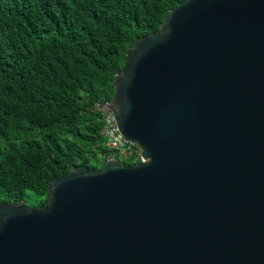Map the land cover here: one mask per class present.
I'll return each instance as SVG.
<instances>
[{"label":"water","instance_id":"obj_1","mask_svg":"<svg viewBox=\"0 0 264 264\" xmlns=\"http://www.w3.org/2000/svg\"><path fill=\"white\" fill-rule=\"evenodd\" d=\"M102 107L143 160L0 202V264H264V0H177Z\"/></svg>","mask_w":264,"mask_h":264},{"label":"trees","instance_id":"obj_2","mask_svg":"<svg viewBox=\"0 0 264 264\" xmlns=\"http://www.w3.org/2000/svg\"><path fill=\"white\" fill-rule=\"evenodd\" d=\"M176 2L0 0V202L37 209L52 178L103 166L95 104L111 99L129 47Z\"/></svg>","mask_w":264,"mask_h":264},{"label":"built area","instance_id":"obj_3","mask_svg":"<svg viewBox=\"0 0 264 264\" xmlns=\"http://www.w3.org/2000/svg\"><path fill=\"white\" fill-rule=\"evenodd\" d=\"M109 101L98 102L96 107L100 110L101 114V128L100 133L106 137V145L108 146L110 153L107 154L106 160H116V156L129 159V155H134L140 161L143 160L141 156V149L134 143L122 144L117 140L108 130L107 123L109 120L110 112L106 111L102 106L108 105ZM117 161V160H116ZM118 162V161H117ZM138 163V162H137Z\"/></svg>","mask_w":264,"mask_h":264},{"label":"rangeland","instance_id":"obj_4","mask_svg":"<svg viewBox=\"0 0 264 264\" xmlns=\"http://www.w3.org/2000/svg\"><path fill=\"white\" fill-rule=\"evenodd\" d=\"M117 160L119 158V163H122V164H133V163H137L139 162V160L137 159V157H135L134 155H129V159H122L119 155L116 156Z\"/></svg>","mask_w":264,"mask_h":264}]
</instances>
